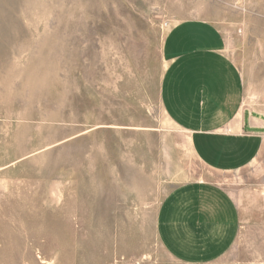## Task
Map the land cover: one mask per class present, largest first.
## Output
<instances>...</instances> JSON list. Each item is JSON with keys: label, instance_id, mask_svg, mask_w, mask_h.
I'll return each instance as SVG.
<instances>
[{"label": "rangeland", "instance_id": "1", "mask_svg": "<svg viewBox=\"0 0 264 264\" xmlns=\"http://www.w3.org/2000/svg\"><path fill=\"white\" fill-rule=\"evenodd\" d=\"M194 19L221 27L264 93V0H0V264H188L157 222L193 180L242 216L208 264H264L263 170H209L161 107L166 35Z\"/></svg>", "mask_w": 264, "mask_h": 264}, {"label": "crops", "instance_id": "2", "mask_svg": "<svg viewBox=\"0 0 264 264\" xmlns=\"http://www.w3.org/2000/svg\"><path fill=\"white\" fill-rule=\"evenodd\" d=\"M221 27L209 20L174 25L163 44L160 87L166 117L188 134L197 159L217 173L263 170L264 93L249 94ZM159 238L176 259L208 264L236 244L242 216L236 198L219 182L176 185L158 213Z\"/></svg>", "mask_w": 264, "mask_h": 264}]
</instances>
